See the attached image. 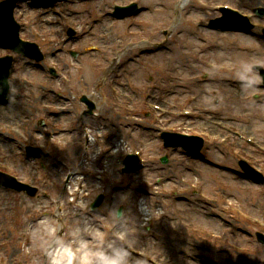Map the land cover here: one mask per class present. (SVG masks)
I'll return each mask as SVG.
<instances>
[{
	"label": "rangeland",
	"instance_id": "rangeland-1",
	"mask_svg": "<svg viewBox=\"0 0 264 264\" xmlns=\"http://www.w3.org/2000/svg\"><path fill=\"white\" fill-rule=\"evenodd\" d=\"M131 1L140 2V6L145 7V11L137 17L123 21L114 20L107 15L112 11L111 5L127 4ZM175 1L70 0L50 8H31L26 4L24 11L19 12L22 14H16V19L27 28L24 37L40 46L46 54V60L42 62L43 69L34 68L25 59L16 60L14 73L16 79L24 76L31 86L18 81L16 84L21 86L29 97L21 99L14 96L10 107L0 106V122H6L3 117L9 114L15 129L22 128L32 140L40 142L43 141L42 135H38L42 128H40L41 123H45V129L52 134L58 133V127L66 128L74 123L71 117H60L56 112L54 102L57 99L51 91L58 88L59 82L58 80L52 82L46 78V68L55 66L58 69V62H62L65 66L66 74L72 78L76 89H92L94 85L102 84L103 81H100L103 77L106 76L105 81L113 79L115 74L122 71L123 77L129 78L135 87L143 89L150 84L158 85L156 94L163 95L165 102L175 108L207 107L210 110L215 108L221 110L223 113H218L216 116H205L202 119V126H199L201 129L209 130L207 144L203 151L207 163L198 159H185L182 154L176 152L168 169L150 163V166L138 173V180L152 182L161 177L167 180L170 188L182 187V197L154 198L147 192L132 188L124 194H118L115 210L120 206L123 208L122 212L126 216L124 230L130 237L132 246L147 253L153 261L164 263L167 259H173L172 264H209V262L264 264V247L257 242L255 231L247 221L249 215L264 220V185H253L239 175L226 171L233 169L235 163L231 156V145L222 140L223 134H218V126L213 123L220 120L228 122L232 118L231 114H236L235 112L246 115L245 121L240 122L239 126L246 135L258 137L264 144L262 118L264 105L254 109L250 104H244L234 94L236 84L233 82L238 81L236 75H233L234 78L218 76L211 74L203 66L209 58L215 64L241 63L244 66L243 74L252 73L253 67L259 65L264 67V41L257 33L243 37L231 34L221 35L210 32L204 25L199 31L204 36H197L190 26L181 24L178 26L175 18L177 14ZM180 1L184 2L182 11H186L192 4L191 0H189L190 3ZM206 1L217 4L222 0ZM225 1L229 2V0ZM192 14V18L202 22L205 17L214 16L207 11L198 10ZM65 27H72L79 32V38L76 41H68L66 45L64 43L65 51L54 56L61 44L59 40L67 39ZM171 27L177 32L180 30V40L173 39L170 32L167 35L166 44L162 46H137L141 41H147L149 38L157 43L165 38L162 31ZM34 33H38V37L34 36ZM214 41L220 42L224 48L217 50L219 45L215 49H207L206 45L211 47ZM129 43H134L135 46L128 47ZM226 43L232 45H226ZM90 45L99 46L100 52H93L89 48ZM225 48L229 52L224 55ZM70 49L78 53L75 65L80 67L81 72L70 71L66 66V63L72 60L68 53ZM177 49L180 51L179 55L172 56L170 53ZM116 51L122 54L118 55ZM195 57L200 59L196 60ZM111 59L115 60L107 64ZM182 61H185V64L181 65ZM163 72L173 76L172 82L167 81L168 78ZM198 75H208L209 81L200 87L189 86L186 83V79H192V76ZM101 88L107 93L103 86ZM125 89L127 94L131 95L127 88ZM253 92L257 90L246 88L243 95ZM104 110L110 117L105 104L98 108L99 112L103 113ZM249 114L255 117L251 121L248 119ZM121 122V119L111 120L108 127L114 129ZM94 123L95 128L104 125L102 121ZM127 125L131 124L127 123ZM54 127H56L55 130ZM78 131H80L79 128ZM63 137L65 136L61 135L56 136L54 140H48L50 148L62 151L72 163L79 162V155H77L79 151L72 153L65 150L59 142V139ZM126 137L131 144L136 143L140 146L149 158L161 155L156 149L159 142L154 139L152 131L142 128L141 133H134L131 136L127 130ZM79 138L81 146L82 135H79ZM66 144L71 148L68 139ZM22 146L13 136L5 133L0 135V167L6 170L11 168L20 177L38 186L40 190L48 192L49 197L44 200L39 198L38 194L27 197L23 192L0 190V261H6L9 264H52L54 252L57 246L60 247L58 232L61 228L56 216L61 215L68 228L64 234L79 236L75 244H71L70 250L74 249V245L77 246L76 249H82L85 263L150 264L131 257L121 246L110 244L106 239L107 236L98 226V216L91 218L86 215L77 219L76 215L79 212L71 208L68 195L58 191V186L61 187L62 180L65 179L64 172L43 157L37 160L27 158ZM87 146L89 151L91 144ZM94 153L97 154V149ZM94 153L91 155L93 156ZM109 162L110 166H113L112 173L115 174L118 162L112 155L109 156ZM84 164L91 166V160ZM212 164L218 168H213ZM117 176L120 175L117 173ZM181 178L201 182L207 194L206 198L198 200L191 192L189 193L187 186L180 183ZM57 205L60 206L55 216L53 213L57 210ZM234 206L238 207L240 213H232ZM34 210L45 211L49 215L43 220L35 217L34 221L28 222L26 217H33ZM113 216L116 221L114 209ZM160 216L162 226L155 224L150 226L152 231H157L162 236L161 240H156L143 229L146 224L144 225L142 220ZM177 217H183L185 222L180 224ZM195 226H201L222 235L223 242L236 245L237 250L232 251L223 243L189 234L188 228ZM26 235H31L33 239V245L29 248L31 252L29 259L21 255L18 247L23 244V237ZM70 250L65 249V254L69 255ZM96 252L101 253V259L94 258Z\"/></svg>",
	"mask_w": 264,
	"mask_h": 264
},
{
	"label": "bare ground",
	"instance_id": "bare-ground-1",
	"mask_svg": "<svg viewBox=\"0 0 264 264\" xmlns=\"http://www.w3.org/2000/svg\"><path fill=\"white\" fill-rule=\"evenodd\" d=\"M184 1H186V0H184ZM183 4H182V6H178L177 8H176V10L177 11H180V10H182L183 8H184V2H182ZM211 49H215V46L214 45H212L211 46ZM179 53H180V51H179V49H177V50H175L174 52H173V55L172 56H174V55H179ZM224 55H225V52H224ZM182 64H185V61H182L181 62V65ZM194 87H196V86H194ZM249 117L251 116L250 114L248 115ZM179 205V204H178ZM177 208V207H176ZM177 221H179V223L181 224H183L184 222H185V220L183 219V217H177ZM198 228H204V227H201V226H195V227H189V229H190V232H192L193 230H196V229H198ZM119 251H117V253H118ZM31 257V256H30ZM105 259V257L103 258V260ZM74 260L77 262V264H84V260H83V255H82V253L81 252H77L76 254H75V258H74ZM102 260V261H103ZM60 261V260H59ZM102 261H100V262H102ZM52 264H58L57 262H53Z\"/></svg>",
	"mask_w": 264,
	"mask_h": 264
}]
</instances>
